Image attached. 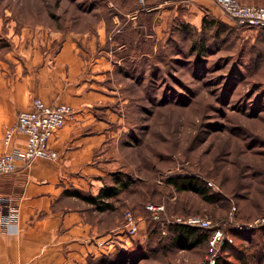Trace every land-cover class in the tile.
Here are the masks:
<instances>
[{"label": "rangeland", "instance_id": "obj_1", "mask_svg": "<svg viewBox=\"0 0 264 264\" xmlns=\"http://www.w3.org/2000/svg\"><path fill=\"white\" fill-rule=\"evenodd\" d=\"M194 6V0H0V57L32 35L53 32L81 37L104 29L109 50L123 46L109 54L117 61L122 120L113 128L108 171L95 179L106 187L118 177L130 185L105 198L113 206L106 211L74 196L63 201L90 208L104 230H122V254L112 233L103 251L115 257L95 264H201L210 239L184 246L170 235L177 218L193 215L211 220L203 227L211 236L220 228L232 237L219 264H264V28L239 26L216 5L221 16ZM204 17L221 25L204 29ZM180 174L207 180L216 201L173 189L166 178ZM129 211L141 220L134 235L124 228Z\"/></svg>", "mask_w": 264, "mask_h": 264}, {"label": "crops", "instance_id": "obj_2", "mask_svg": "<svg viewBox=\"0 0 264 264\" xmlns=\"http://www.w3.org/2000/svg\"><path fill=\"white\" fill-rule=\"evenodd\" d=\"M201 4L221 16L213 0H194V8ZM103 31L29 35L0 57V155L26 146L25 135L15 133L9 144L5 135L35 97L73 108L51 141L58 159L37 158L28 165L18 160L17 171L0 174V209H12L0 221V264H88L102 254L100 240L112 233L122 238L120 229H102L90 208L63 203L73 196L68 191L102 189L95 178L108 171L113 128L122 120L115 106L117 61L109 55L115 50L106 46Z\"/></svg>", "mask_w": 264, "mask_h": 264}, {"label": "built area", "instance_id": "obj_3", "mask_svg": "<svg viewBox=\"0 0 264 264\" xmlns=\"http://www.w3.org/2000/svg\"><path fill=\"white\" fill-rule=\"evenodd\" d=\"M213 1L224 14L236 23L264 28V5L241 0ZM72 114V107L69 104H49L42 98L35 97L28 109L19 112L16 124L9 127L6 131L5 142L7 144L10 143L14 134L19 132L26 136V146L24 148H14L0 155V174L17 171L18 160L24 165H28L37 158L58 159L59 152L52 147L51 141ZM147 207L152 211H163L165 209L162 204H149ZM6 209H0V221H3L5 217H9L12 213L11 208L6 207ZM177 222L199 227H209L211 225V220L195 215L187 218L179 217ZM140 223L141 220L136 219L131 211L127 212L125 231H128L131 235L136 234L140 228ZM108 239L100 240L98 245L107 249L112 243ZM232 242V237L226 236L218 228L210 238V251L207 259L201 264H217L218 260H220L222 248L225 244Z\"/></svg>", "mask_w": 264, "mask_h": 264}, {"label": "trees", "instance_id": "obj_4", "mask_svg": "<svg viewBox=\"0 0 264 264\" xmlns=\"http://www.w3.org/2000/svg\"><path fill=\"white\" fill-rule=\"evenodd\" d=\"M217 25H221V23L218 22L217 20L214 19L206 20L205 17L202 20V26L204 29H208V28L213 29ZM238 25L240 26V24ZM114 182H115L114 186L111 187L103 186L102 189L99 191V193L96 195L86 194L79 190L78 191L74 190L71 193L68 191V194L83 199L84 201L90 204H93L96 207V210L106 211L113 207L106 199H110L117 196L122 188L129 187L131 181L128 179L126 180L118 177L114 179ZM166 182L173 189L179 191L191 190L200 194L204 199H206L209 202L216 201L215 200L216 195L211 192L210 189L211 187L209 186L208 181L199 176L187 175V174L174 175L166 178ZM172 230L173 232H170V235L173 236L172 240L175 243L177 242V244H182L184 246H194V245L197 246L201 243L206 242L211 237V235L207 230H205V228L199 226H191V225L178 223L172 226ZM116 246L119 254L120 253L122 254V238L118 240ZM109 252H110L109 250L108 251L106 250L102 252L101 256H98L96 258L93 257L90 258L88 264H95L97 261L101 259H105L104 261H110L108 258H111L115 254L113 253L110 254ZM219 263L220 262H218V264Z\"/></svg>", "mask_w": 264, "mask_h": 264}]
</instances>
